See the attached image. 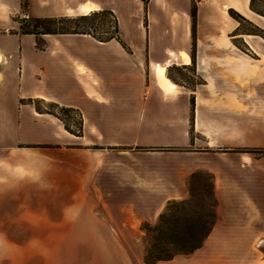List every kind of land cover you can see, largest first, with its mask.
I'll return each instance as SVG.
<instances>
[{
  "label": "crops",
  "instance_id": "crops-1",
  "mask_svg": "<svg viewBox=\"0 0 264 264\" xmlns=\"http://www.w3.org/2000/svg\"><path fill=\"white\" fill-rule=\"evenodd\" d=\"M110 1L66 14L111 6L127 48L88 34H47L42 48L0 35V264H146L142 224L189 198L195 173L212 176L216 222L200 248L156 264H264V156L234 150L264 148V43L245 34L246 52L200 38L202 20L228 35L218 16L226 23L231 7L252 16L247 0L198 7L204 82L169 78L176 89L164 78L191 63V0ZM155 21L173 22L157 33ZM28 98L79 109L83 135Z\"/></svg>",
  "mask_w": 264,
  "mask_h": 264
},
{
  "label": "trees",
  "instance_id": "trees-1",
  "mask_svg": "<svg viewBox=\"0 0 264 264\" xmlns=\"http://www.w3.org/2000/svg\"><path fill=\"white\" fill-rule=\"evenodd\" d=\"M142 1L147 3L149 0ZM255 1L251 0V9L260 15H264L263 11L254 6ZM231 10L233 9L229 10L230 13ZM192 15L196 19V10L193 11ZM232 16L237 20H245V17L240 14H232ZM96 17H112L113 20L111 22L114 23V31L109 32L108 30L92 27L86 28L85 24ZM24 22H28V24L24 25ZM20 29L23 34L35 36L47 34H88L101 42L115 39L123 47L127 48L118 18L110 8L89 11L86 15L29 16L21 22ZM105 33L107 34L106 36H104ZM254 34L259 33L255 32ZM168 78L174 82H179L170 74H168ZM23 102L33 104L38 112L55 115L63 122L65 129L70 133L76 136L83 135L84 122L79 109L44 98H28L23 99ZM40 104L55 107L58 111L43 108ZM72 116L78 117L76 128H73L70 123ZM234 150L252 152L264 156V148L245 147ZM202 176V173L193 174L191 178V196L189 198L169 201L155 223L144 222L142 224V241L145 244L144 262L146 264H156L160 261L171 260L177 255H188L203 245L217 219L215 213L217 201L214 194L212 176L209 175V183L202 182ZM199 186L202 187L203 191L205 190L206 196L212 197V203L202 202L200 205L197 203L200 207L196 209L195 197L205 195V193H197V187Z\"/></svg>",
  "mask_w": 264,
  "mask_h": 264
},
{
  "label": "rangeland",
  "instance_id": "rangeland-1",
  "mask_svg": "<svg viewBox=\"0 0 264 264\" xmlns=\"http://www.w3.org/2000/svg\"><path fill=\"white\" fill-rule=\"evenodd\" d=\"M79 0H0V35L4 36V38L8 39V42H11V39H14L13 34L18 33L19 35H25V38H16L15 42L26 44V45H32V43H35L39 47H44L46 44L45 38L47 36H27V34H23L20 29V24L24 20V18H27L29 16H37V17H46V16H59V15H78L76 14H66V9L68 7H74L76 3ZM105 4H110V0H102ZM204 2V0H191V9H190V24H189V31L190 36L188 40H185L183 44L189 45V50L191 53V63L189 65L180 64L179 66H175L169 69L168 74H170L174 79L179 81L181 84L187 85L189 87H194L196 84H200L204 82V79L201 76H198L195 73V59H196V49H197V42H198V29H199V20H198V7ZM249 2L251 0H247L246 4H243L245 8L252 11V16H247L244 13H242L239 9L235 7H231V13L228 10V20H225L226 23L222 21L221 15L218 16V21L221 20V27L225 28L226 31H231L228 35H221V32L219 30H213L207 31L208 28H215L214 25L211 23V20H202V35L200 38H206V40H210L211 43H222L223 38L227 40V42L232 43L242 50H245L246 52H249L250 47L247 44L245 38V34H249L246 36L249 41L252 44H255L252 38L257 39L260 43H264V25L261 24L259 21H257L258 17L256 15L257 12L253 11L251 7L249 6ZM147 4V3H145ZM254 6L259 9L260 11H263L264 13V0H256L254 2ZM120 7L122 9L121 16L123 18L124 25H127V28L129 27V24H131V21L127 18V8L128 6H124L120 4ZM105 8H111V6H106ZM196 10V19L193 17V11ZM115 13V12H114ZM116 14V13H115ZM232 14H240L243 17H245V20H237L235 19ZM79 15H86V14H79ZM117 16V14H116ZM264 16V15H262ZM118 18V16H117ZM251 19V20H250ZM113 20L112 17H96L92 20L88 21L85 24L86 28H100L101 30H108L109 32L114 31V23L111 21ZM254 20V21H252ZM119 21V18H118ZM173 22V21H170ZM170 22L163 21L162 27H159V21H155L156 28L155 30L157 33L160 31H163L165 27H167V30L170 29ZM142 23L146 26L148 24V20L146 17V14L144 16V19ZM223 23L226 25L224 26ZM28 24V22H24V25ZM173 24V23H171ZM120 25V24H119ZM121 28V27H120ZM212 32V34L209 35V33ZM251 32H257L259 34H254ZM174 33V31H173ZM107 34L105 33L104 36ZM263 35V36H262ZM30 37V38H26ZM124 39V37H123ZM125 40V39H124ZM167 42V43H175V38H159L158 42ZM126 42V40H125ZM127 43V42H126ZM43 108H50L52 110L58 111L55 107L47 106L46 104H40ZM77 116H72L70 119V123L73 126V128H76L77 126ZM202 182L209 183V175L203 174L201 177ZM198 194H204L205 190L203 191L202 187H197ZM207 193H205L204 196H197L195 197L196 202V209H198L200 204L202 202L205 203H212V197L206 196ZM199 205H198V204ZM142 241V240H141Z\"/></svg>",
  "mask_w": 264,
  "mask_h": 264
},
{
  "label": "bare ground",
  "instance_id": "bare-ground-1",
  "mask_svg": "<svg viewBox=\"0 0 264 264\" xmlns=\"http://www.w3.org/2000/svg\"><path fill=\"white\" fill-rule=\"evenodd\" d=\"M89 9H91V7L87 8V12L91 11ZM164 85L167 88H172V89H176L177 88L176 84L172 80H170L168 77L164 78Z\"/></svg>",
  "mask_w": 264,
  "mask_h": 264
}]
</instances>
